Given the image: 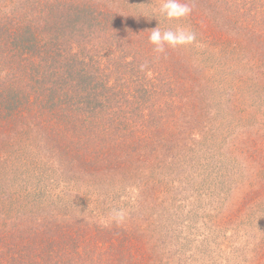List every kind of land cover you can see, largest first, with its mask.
<instances>
[{
	"label": "trees",
	"instance_id": "trees-1",
	"mask_svg": "<svg viewBox=\"0 0 264 264\" xmlns=\"http://www.w3.org/2000/svg\"><path fill=\"white\" fill-rule=\"evenodd\" d=\"M183 2L191 15L167 21L160 0H0V264L151 260L142 231L100 217L106 190L169 184L155 176L198 134L196 95L264 109V0ZM158 22L196 41L158 55ZM252 115L264 139V113ZM248 186L254 232L206 264H264V174Z\"/></svg>",
	"mask_w": 264,
	"mask_h": 264
},
{
	"label": "rangeland",
	"instance_id": "rangeland-1",
	"mask_svg": "<svg viewBox=\"0 0 264 264\" xmlns=\"http://www.w3.org/2000/svg\"><path fill=\"white\" fill-rule=\"evenodd\" d=\"M208 95L207 103L202 102V95L194 97L201 102L194 109L205 105L198 134L176 150L173 170L164 169L162 176H155L169 184L159 189L146 185L139 190L107 189L105 206H99L100 217L112 216L114 209L123 210L132 231H142L139 243L145 240L146 247L150 241L153 243L151 260L145 259L143 264H206L208 251L216 257L226 246L235 258L238 231L254 232L250 227L253 210L257 209L252 208L248 185L253 176L264 174V154L259 149L260 145L264 147V139L255 138L252 113H264V109L244 106L254 104V97L241 99L242 107L233 109L222 94ZM243 111H247L246 118L236 125L233 119ZM232 142L242 150L228 151ZM96 196L97 192L92 194L93 200ZM84 203L76 209L86 214L88 202ZM243 205L248 210H243Z\"/></svg>",
	"mask_w": 264,
	"mask_h": 264
},
{
	"label": "clouds",
	"instance_id": "clouds-1",
	"mask_svg": "<svg viewBox=\"0 0 264 264\" xmlns=\"http://www.w3.org/2000/svg\"><path fill=\"white\" fill-rule=\"evenodd\" d=\"M158 13L167 21H181L191 15L192 8L183 0H160ZM148 32H150L149 43L158 55L165 54L168 49L192 45L196 41V34L190 29L177 26L175 29L169 28L162 31L159 22L157 27ZM111 215L113 220L120 223L125 213L123 210L114 209Z\"/></svg>",
	"mask_w": 264,
	"mask_h": 264
}]
</instances>
